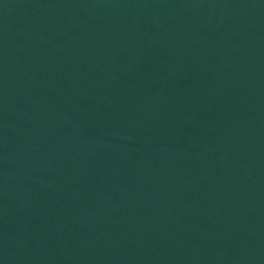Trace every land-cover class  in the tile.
Instances as JSON below:
<instances>
[{
    "label": "water",
    "instance_id": "obj_1",
    "mask_svg": "<svg viewBox=\"0 0 264 264\" xmlns=\"http://www.w3.org/2000/svg\"><path fill=\"white\" fill-rule=\"evenodd\" d=\"M0 264H264V0H0Z\"/></svg>",
    "mask_w": 264,
    "mask_h": 264
}]
</instances>
